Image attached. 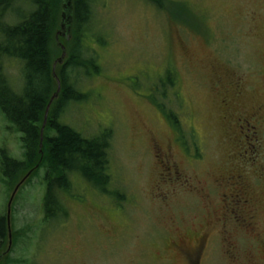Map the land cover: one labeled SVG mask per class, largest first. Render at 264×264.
I'll return each instance as SVG.
<instances>
[{"label": "rangeland", "instance_id": "1", "mask_svg": "<svg viewBox=\"0 0 264 264\" xmlns=\"http://www.w3.org/2000/svg\"><path fill=\"white\" fill-rule=\"evenodd\" d=\"M90 1L86 54L97 57L100 69L78 71L76 86L87 97L65 106L61 121L85 137L110 131L108 186L118 195L72 175L70 194H57L59 206H49L57 214L47 218L44 167L25 183L29 171L20 175L12 188L0 172V215L26 176L11 202L16 240L9 249L0 246V264H166L167 257L173 258L169 264H186L174 254V242L180 233L194 239L210 221L218 225L200 264H237V257L252 264L263 247L243 230L241 216L255 214L264 235V177L255 173L264 174V127L241 133L222 127L215 97L221 76L226 85L236 77L264 82V0H162L163 8L147 0ZM16 6L27 11L24 2ZM171 68L176 84L168 102L154 92ZM4 72L19 89L20 64L7 60ZM152 94L176 110L177 121L149 101ZM3 148L23 158L20 134L0 111ZM170 163L176 166L171 173ZM237 206L238 225L223 223L224 212Z\"/></svg>", "mask_w": 264, "mask_h": 264}, {"label": "trees", "instance_id": "2", "mask_svg": "<svg viewBox=\"0 0 264 264\" xmlns=\"http://www.w3.org/2000/svg\"><path fill=\"white\" fill-rule=\"evenodd\" d=\"M17 1L24 2L27 11H22L19 6L15 7ZM147 1L159 5L162 0ZM61 2L62 0H0V111L20 134L24 148L21 160L12 157L6 149H0V172L8 187L12 188L20 175L31 171L25 183L44 167L46 188L43 210L47 218L57 214L49 207L59 204L57 194H70L69 179L72 175L87 182L100 193L114 195L119 192L108 186L111 184L108 156L110 131L105 129L97 135L85 137L61 121L65 106L79 103L87 97L76 86L75 76L78 71L92 75L100 69L97 57L86 54L91 49L88 45L89 24L93 16L90 0H73L70 40L60 37L66 48L64 62L56 67L61 89L49 107L42 135V150H39L45 110L57 88L52 76V66L55 57L61 53L55 39L60 27ZM160 6L163 7L162 2ZM10 15L17 20L10 22ZM96 40L100 38L97 37ZM7 60L20 64L19 89L13 87L4 72ZM72 71L74 72L71 73ZM175 78L173 69H169L164 77L158 79L154 93L157 91L165 97L169 90L175 88ZM147 98L166 115L169 122L177 121L178 113L173 107L159 103L153 94ZM166 99L170 101L167 96ZM10 228L14 242L16 232L11 224ZM5 243L7 246L6 215H0V246ZM7 256L8 254L5 258Z\"/></svg>", "mask_w": 264, "mask_h": 264}, {"label": "flooded vegetation", "instance_id": "3", "mask_svg": "<svg viewBox=\"0 0 264 264\" xmlns=\"http://www.w3.org/2000/svg\"><path fill=\"white\" fill-rule=\"evenodd\" d=\"M160 7L163 8L162 6H160V4L154 5V8ZM167 13L169 14L168 9H166L165 14ZM182 47L183 45L181 46V48ZM186 56H188V54H186ZM221 77L223 79L218 78V80L216 81L218 86L215 97L217 107L216 111L218 110L217 116L221 126L236 127L239 133L242 132L244 127H264V98L260 97V95H264V82L259 83L257 85H253L249 84L248 82H245L244 79L238 81L239 77H236L231 80V82L228 81L229 84L226 85L225 78L223 76ZM170 165L168 166V168H166L169 173H171V169L174 170L176 168L174 164L170 163ZM255 173L257 177L259 175H261V177H264L263 170L261 169L255 170ZM166 176L169 177L168 174ZM236 183L239 184V182ZM243 188L246 190L247 195H249L248 189L244 185V183ZM233 191L236 194V188ZM238 191H241L239 187ZM250 200H252L251 197ZM227 212V210L224 212V216L222 219L223 221L221 220L223 223L226 222V225H229L237 224V221H240L241 218L238 217V215L241 216L239 206H237L236 208H232L231 210H229L228 213ZM241 217L246 219L247 225V228H243V230L248 231V229H250L249 232L254 233V239L255 236L258 239H261V244L263 247L261 258H252V264H264V241L262 240L264 238V235L263 230L261 228L263 224L259 225L258 219H255V214L254 216L249 215ZM209 223L211 228L207 227L201 234H197L194 239H189L180 233L179 239H177V243L174 242V254L182 255L181 257L185 259L186 264H200V258L201 254H203L204 246H206L209 242L208 237H211L215 233L213 232V230L215 231V228L218 225L217 221H210ZM228 227L229 226L224 225L222 234H224L225 231H228ZM230 229L231 228H229V230ZM172 259V257H167L164 260L166 264H169ZM237 264H241L240 257H237Z\"/></svg>", "mask_w": 264, "mask_h": 264}, {"label": "water", "instance_id": "4", "mask_svg": "<svg viewBox=\"0 0 264 264\" xmlns=\"http://www.w3.org/2000/svg\"><path fill=\"white\" fill-rule=\"evenodd\" d=\"M72 20H73V0H62L61 12H60V24H59L60 27H59L56 35H55L56 44L61 49V54H60V57L54 61L53 66H52V76L54 77V79L56 81L57 88H56V91L53 93V95H52V97H51V99H50V101L46 107V110H45L44 120H43V124H42V128H41V137H40V145H39L40 147L42 145V140H43L42 129L46 124L49 107H50L51 103L54 101V99H56L58 97V94H59L60 89H61L60 88V81H59V78L57 77L55 67L57 64H62L64 62V59L66 57V48H65V45L59 41V37H63L67 41L70 40ZM30 173H31V171H29L27 173V177L29 176ZM25 178H26V176L23 178V180ZM21 182H19L15 186V188L13 189V191L9 197V200L7 202V206H6V222H7V232H8V239H9L8 249H9L10 244H11V228H10L11 202H12L14 194H15V192H16V190L19 187V184ZM8 249L5 252H7ZM5 252H4V254H5Z\"/></svg>", "mask_w": 264, "mask_h": 264}]
</instances>
